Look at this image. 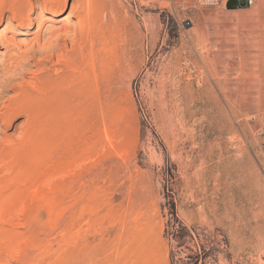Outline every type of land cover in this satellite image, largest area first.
<instances>
[{
  "label": "rangeland",
  "instance_id": "1",
  "mask_svg": "<svg viewBox=\"0 0 264 264\" xmlns=\"http://www.w3.org/2000/svg\"><path fill=\"white\" fill-rule=\"evenodd\" d=\"M21 1L0 0L18 264H264V0Z\"/></svg>",
  "mask_w": 264,
  "mask_h": 264
},
{
  "label": "bare ground",
  "instance_id": "2",
  "mask_svg": "<svg viewBox=\"0 0 264 264\" xmlns=\"http://www.w3.org/2000/svg\"><path fill=\"white\" fill-rule=\"evenodd\" d=\"M18 2H19V7L16 4L11 6L12 11H13V17H15L18 13H20L19 12L20 8H23L22 1L18 0ZM25 6L26 5H24V7ZM57 7L61 11L63 8V3L60 2ZM12 101H13V103H12ZM17 101H18V99H16V97H15V99H12L10 101L12 103V109H13L12 112H14V113L15 112H22L21 111L22 109H20V107L18 106V103H20V101L19 102H17ZM4 108H5V106H4ZM5 114L3 113V115H5ZM3 115H1V116H3ZM5 116H7V115H5ZM2 118L0 117V123L2 122L3 124H5L7 117H4L3 119ZM7 122H8V120H7ZM3 153H4V150L0 151L1 156L3 155ZM15 158H16V156H15ZM9 161H11V162L5 163L4 167H7V169L9 170L10 173L8 174L7 178L5 177L4 181H1V182H3L2 185L0 183V185H1L0 186V264H6V262L8 261L7 259H9L8 255H10V261L11 262H13L14 264H18L20 262V253H19L20 250L19 249H21L19 247L20 246L19 242H22V240H20V238H19L20 233L17 232V230H14V229H17V227H18V225L15 223V221H18V219H16L17 215H18L17 212L22 214V212L24 210L23 209V205L25 204L24 199H23V202H20L22 200L19 198V196H20L19 192H21L20 191V189H21L20 185L22 183H20V182L17 183L18 180H17L16 175H15L16 172L14 169L13 159H11ZM25 183H27V182H25ZM29 186L31 187L32 184ZM27 191H28V187H27ZM34 191H35V189H34ZM34 198H35V194L29 195V197H28V202H29L30 208H32L34 205V202H35ZM21 203L22 204L24 203V204L21 205ZM20 206H21V208L17 209ZM8 208L13 209L11 212V214L13 213V215H12L13 219L11 218L12 216L7 214L11 211V210L8 211L9 210ZM5 211H6V215L8 216V218H7V216L5 217V213H4ZM20 220H21V218H20ZM32 222H33V219H32ZM22 225H23V223H22ZM30 233H32V232H30ZM28 241L27 242L25 241V243L27 244Z\"/></svg>",
  "mask_w": 264,
  "mask_h": 264
},
{
  "label": "built area",
  "instance_id": "3",
  "mask_svg": "<svg viewBox=\"0 0 264 264\" xmlns=\"http://www.w3.org/2000/svg\"><path fill=\"white\" fill-rule=\"evenodd\" d=\"M203 6H217L220 4L221 1L224 0H197ZM236 1H243L248 5H251L253 0H236Z\"/></svg>",
  "mask_w": 264,
  "mask_h": 264
}]
</instances>
